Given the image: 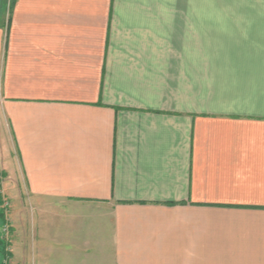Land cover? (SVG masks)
Masks as SVG:
<instances>
[{"label":"crops","instance_id":"1","mask_svg":"<svg viewBox=\"0 0 264 264\" xmlns=\"http://www.w3.org/2000/svg\"><path fill=\"white\" fill-rule=\"evenodd\" d=\"M0 169L10 264H264V0H11Z\"/></svg>","mask_w":264,"mask_h":264},{"label":"rangeland","instance_id":"2","mask_svg":"<svg viewBox=\"0 0 264 264\" xmlns=\"http://www.w3.org/2000/svg\"><path fill=\"white\" fill-rule=\"evenodd\" d=\"M10 1L4 0L0 4V23H3V25L6 24L7 9ZM0 196L3 200L0 206V264H10V257L14 251L12 248L15 237L14 232H20L23 227V218L13 217L12 212L16 209V206L20 214L23 215V208L20 205L21 201L28 197V193L24 190L13 191L8 185L7 178H4L0 180ZM13 256L15 258L16 254L13 253ZM12 260L14 259L12 258Z\"/></svg>","mask_w":264,"mask_h":264},{"label":"trees","instance_id":"3","mask_svg":"<svg viewBox=\"0 0 264 264\" xmlns=\"http://www.w3.org/2000/svg\"><path fill=\"white\" fill-rule=\"evenodd\" d=\"M3 178H4V173H3L2 170L0 169V180L3 179ZM2 203H3V200H2V198H1V196H0V206L2 205Z\"/></svg>","mask_w":264,"mask_h":264},{"label":"flooded vegetation","instance_id":"4","mask_svg":"<svg viewBox=\"0 0 264 264\" xmlns=\"http://www.w3.org/2000/svg\"><path fill=\"white\" fill-rule=\"evenodd\" d=\"M3 1H4V0H0V4H2Z\"/></svg>","mask_w":264,"mask_h":264}]
</instances>
